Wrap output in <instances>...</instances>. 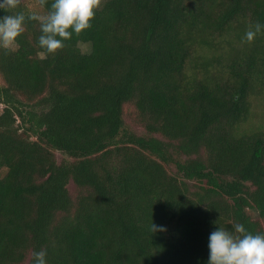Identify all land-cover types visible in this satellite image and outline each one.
Listing matches in <instances>:
<instances>
[{"label":"trees","instance_id":"1","mask_svg":"<svg viewBox=\"0 0 264 264\" xmlns=\"http://www.w3.org/2000/svg\"><path fill=\"white\" fill-rule=\"evenodd\" d=\"M257 22L264 0H101L50 54L26 21L0 48V264H206L216 225L264 232Z\"/></svg>","mask_w":264,"mask_h":264},{"label":"clouds","instance_id":"2","mask_svg":"<svg viewBox=\"0 0 264 264\" xmlns=\"http://www.w3.org/2000/svg\"><path fill=\"white\" fill-rule=\"evenodd\" d=\"M41 5L48 0H40ZM18 0H0V48L10 49L17 44V38L25 29L26 21H37L41 35L39 46L47 53L54 54L65 47V41L72 35L89 29L101 0H51L45 15L23 11L7 13L6 9L17 7ZM264 30V23L257 22L250 27L245 38L252 41ZM216 225V221H214ZM153 231H164L163 226L152 223ZM209 255L206 264H264V232L253 233L241 223L233 225L232 230L216 225L208 237ZM32 264H48L47 251L41 249L32 253Z\"/></svg>","mask_w":264,"mask_h":264},{"label":"rangeland","instance_id":"3","mask_svg":"<svg viewBox=\"0 0 264 264\" xmlns=\"http://www.w3.org/2000/svg\"><path fill=\"white\" fill-rule=\"evenodd\" d=\"M25 1V3L28 5V7L34 11V12H37L39 13L40 15H42V7L41 5L39 4L38 0H23ZM81 48L84 50V51H87L89 49V45L86 44V43H81ZM133 110L134 108L130 105L126 106L125 108V111H126V117H127V120L129 123L133 124L132 122L134 121V115H133ZM258 111L259 108H258ZM263 116V115H261ZM264 117V116H263ZM138 128L141 129V127L139 126ZM65 157V155L61 152H57V158L58 160H61ZM71 186V191L74 192L75 189L73 188V184L70 185Z\"/></svg>","mask_w":264,"mask_h":264}]
</instances>
